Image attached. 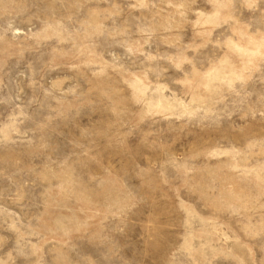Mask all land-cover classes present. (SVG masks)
I'll return each mask as SVG.
<instances>
[{"label":"rangeland","instance_id":"rangeland-1","mask_svg":"<svg viewBox=\"0 0 264 264\" xmlns=\"http://www.w3.org/2000/svg\"><path fill=\"white\" fill-rule=\"evenodd\" d=\"M0 264H264V0H0Z\"/></svg>","mask_w":264,"mask_h":264}]
</instances>
